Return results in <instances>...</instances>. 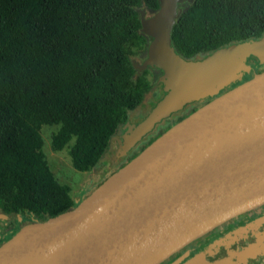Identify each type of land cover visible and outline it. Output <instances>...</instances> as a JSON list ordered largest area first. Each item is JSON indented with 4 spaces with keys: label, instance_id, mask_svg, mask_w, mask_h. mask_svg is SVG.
<instances>
[{
    "label": "water",
    "instance_id": "water-1",
    "mask_svg": "<svg viewBox=\"0 0 264 264\" xmlns=\"http://www.w3.org/2000/svg\"><path fill=\"white\" fill-rule=\"evenodd\" d=\"M184 1L159 0L151 14L139 11L150 42L134 65L160 69L166 93L139 124L129 123L113 164L162 119L186 104L201 106L74 208L22 225L0 244V264H158L264 204V71L226 89L252 70L250 57L264 63V36L185 58L172 40Z\"/></svg>",
    "mask_w": 264,
    "mask_h": 264
},
{
    "label": "trees",
    "instance_id": "trees-1",
    "mask_svg": "<svg viewBox=\"0 0 264 264\" xmlns=\"http://www.w3.org/2000/svg\"><path fill=\"white\" fill-rule=\"evenodd\" d=\"M159 5L0 0V211L24 217L0 222L2 242L25 223L74 208L101 182L73 197L49 164L42 128L57 126L52 148L68 146L77 170L100 163L130 111L153 89L148 70L139 71L132 57H145L150 42L141 30L140 9L156 11ZM262 36L264 0H194L172 30L176 51L188 59ZM248 63L252 70L226 89L264 71L253 56ZM200 106L177 114L167 128Z\"/></svg>",
    "mask_w": 264,
    "mask_h": 264
},
{
    "label": "flooded vegetation",
    "instance_id": "flooded-vegetation-1",
    "mask_svg": "<svg viewBox=\"0 0 264 264\" xmlns=\"http://www.w3.org/2000/svg\"><path fill=\"white\" fill-rule=\"evenodd\" d=\"M184 2L189 1L185 0ZM149 14H151L150 11H148L147 15ZM163 93L164 96L166 92L163 90ZM161 98L155 101L153 106ZM194 104L196 103L186 104L179 111L156 123L152 130L130 146L116 164H113L116 152L125 143L124 136L131 133L129 123L135 126L142 120L137 122L128 120L123 124L112 137L115 140L116 148L110 162L105 165L103 178H107L115 169L127 163L128 159L130 160L137 155L144 147L150 144L152 139H156L158 135L168 129V125L177 114L189 109ZM0 234L1 244L5 233L0 232ZM158 264H264V204L229 219L186 244Z\"/></svg>",
    "mask_w": 264,
    "mask_h": 264
},
{
    "label": "rangeland",
    "instance_id": "rangeland-1",
    "mask_svg": "<svg viewBox=\"0 0 264 264\" xmlns=\"http://www.w3.org/2000/svg\"><path fill=\"white\" fill-rule=\"evenodd\" d=\"M189 6V2H184L181 4L179 10H184ZM132 59L137 62H142L144 59L143 55L133 56ZM148 77L151 84L154 88L148 92L145 96L144 102L142 105L137 107L136 109L130 111L129 120L137 122L143 120L145 116H147L148 112L151 108H153V104L157 101L161 96H163V86L162 83H158V78L161 75L162 71L156 67H148ZM155 106V105H154ZM57 129L56 125H45L42 128V136L44 138V152L48 158L49 164L52 170L55 172L57 178L62 183H68L71 186V194L75 198H79V195L82 193L85 186H93L99 181L102 180L105 165L110 162L113 152L116 148V143L114 139H111V146L107 150L103 159L100 163L89 171H79L77 170L71 160V156L69 154L68 146L64 147L61 150H54L51 145V137L53 131ZM121 130V129H120ZM1 213V211H0ZM24 219L23 215H13L9 218H0L1 223H8L12 220L14 221H22ZM0 232L1 229H0ZM1 237V236H0Z\"/></svg>",
    "mask_w": 264,
    "mask_h": 264
}]
</instances>
